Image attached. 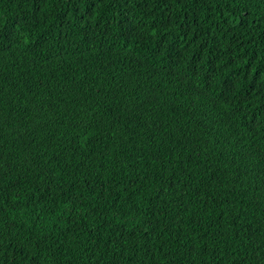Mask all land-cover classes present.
Segmentation results:
<instances>
[{
	"label": "trees",
	"instance_id": "obj_1",
	"mask_svg": "<svg viewBox=\"0 0 264 264\" xmlns=\"http://www.w3.org/2000/svg\"><path fill=\"white\" fill-rule=\"evenodd\" d=\"M0 264H264V0H0Z\"/></svg>",
	"mask_w": 264,
	"mask_h": 264
}]
</instances>
